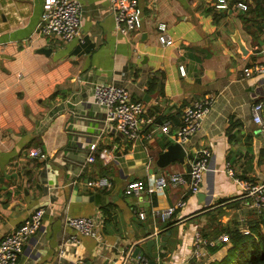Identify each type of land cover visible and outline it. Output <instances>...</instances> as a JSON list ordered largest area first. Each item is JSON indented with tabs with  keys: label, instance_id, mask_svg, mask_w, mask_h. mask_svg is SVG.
Wrapping results in <instances>:
<instances>
[{
	"label": "crops",
	"instance_id": "obj_1",
	"mask_svg": "<svg viewBox=\"0 0 264 264\" xmlns=\"http://www.w3.org/2000/svg\"><path fill=\"white\" fill-rule=\"evenodd\" d=\"M42 1L0 0V239L34 209H44L19 264H121L128 254V264H139L138 255L148 264H190L195 231L217 222L247 227L248 212H258L225 166L264 189V140L251 111L255 102L264 104V75H243L245 67L264 64V25L247 30L241 8L218 9L216 0H137L140 27L123 35L109 0H79L84 41L64 42L37 34ZM161 25L172 45L159 42ZM236 33L248 49L245 56L232 38ZM109 82L125 87L153 118L135 140L106 124L104 109L92 101L93 84ZM203 96L213 103L183 145L184 162L159 167L158 155L174 143L159 125L177 127L184 107ZM31 147H41L45 158L28 157ZM202 147L211 155L197 193L179 185L124 194L129 181L187 172ZM102 151H108L105 159ZM100 177L109 187L86 185ZM179 201L183 206L168 220L174 222L171 235L161 246L159 232L168 222L159 212ZM67 216L94 217L98 236L75 233ZM155 233L149 252L145 241ZM73 234L78 242H65ZM220 235L205 248L204 261L221 259L231 247L218 241Z\"/></svg>",
	"mask_w": 264,
	"mask_h": 264
},
{
	"label": "built area",
	"instance_id": "obj_2",
	"mask_svg": "<svg viewBox=\"0 0 264 264\" xmlns=\"http://www.w3.org/2000/svg\"><path fill=\"white\" fill-rule=\"evenodd\" d=\"M229 2L230 0H216L215 7L218 9H228ZM109 3L116 31L123 35L135 33L140 27V11L137 6V0H109ZM235 5L242 10L246 9V4L244 3L238 2ZM80 25L81 5L79 0L42 1V10L37 26L38 35L43 37L56 36L64 42L77 38L80 42H83L84 39L79 34ZM158 40L165 45L173 44V40L165 33L164 25L160 27ZM255 74L264 75V64L257 63L243 69L244 77ZM92 101L104 109V122L114 126L127 140L137 139L142 127L153 123V118L145 114L144 104L139 100L132 99L125 87L113 82L94 83L92 86ZM212 103L213 97L211 96H203L192 101L184 107L180 117V124L172 129L171 123L164 121L159 125L161 132L170 136L174 142L184 145L199 130L202 120L208 113ZM251 111L253 122L258 126L264 140V104L262 102H255L251 107ZM148 135L150 136V133ZM95 150V144L91 145L87 161H94ZM27 155L36 159L45 158V153L41 147L29 148ZM210 155L209 148L202 147L196 151L189 163L187 172H169L146 182L139 179L129 181L124 188V194L137 196L143 192H157L164 186L176 187L179 185H188L191 193H197L201 188ZM99 156L105 159L108 156V151H102L99 153ZM225 171L242 186L244 196L248 198L247 205L258 213L263 210V185H259L248 178L236 177L229 163L226 164ZM109 184L108 179L105 177H100L86 183L89 188H106L109 187ZM181 206H183V202L179 201L176 207H168L161 210L159 212L160 218L163 221L170 220L174 215L175 209ZM43 214V207L40 206L34 209L18 226L2 236L0 239V264H19V256L23 250V246L41 227ZM138 216L143 218L144 213L139 212ZM65 221L66 225L77 234L90 237L98 236L96 220L92 216H67ZM240 230L244 234L249 233L248 227H242ZM213 241L203 237L200 231H195L192 242V258L197 262L204 261V250L209 245H213ZM218 241L227 242L229 239L227 236L220 235ZM65 242L76 243L78 242L77 236L75 234L69 235ZM63 244L58 250L60 257L63 256L64 252ZM129 258L130 254L125 257L121 264H128ZM137 261L139 264H148V261L142 255L137 256ZM77 264L86 263L83 260H78Z\"/></svg>",
	"mask_w": 264,
	"mask_h": 264
},
{
	"label": "trees",
	"instance_id": "obj_3",
	"mask_svg": "<svg viewBox=\"0 0 264 264\" xmlns=\"http://www.w3.org/2000/svg\"><path fill=\"white\" fill-rule=\"evenodd\" d=\"M238 2L246 4V9L240 14L245 28L247 30H252L253 27L259 28L261 23H264V0H230L229 6ZM153 81L154 79H151L149 84L151 90L154 88ZM248 214L246 224L249 233L247 234L241 232L238 222L228 226L217 222L212 228L209 226L201 228V235L209 240L217 239L219 234L227 236L231 247L219 260L197 262L192 259L190 264H264V209L257 214L254 211H249ZM167 222V230H169L174 222Z\"/></svg>",
	"mask_w": 264,
	"mask_h": 264
},
{
	"label": "water",
	"instance_id": "obj_4",
	"mask_svg": "<svg viewBox=\"0 0 264 264\" xmlns=\"http://www.w3.org/2000/svg\"><path fill=\"white\" fill-rule=\"evenodd\" d=\"M263 25H264V23H263ZM232 38L237 44L238 52L245 56L248 53V49L245 47L244 42L240 39V37L238 36L237 33L234 34L232 36ZM40 51L47 53V52H50V49L42 48V49H40ZM185 155H186V150H185L184 146L178 142H174V143L168 145L167 148L158 155L156 163L159 167H165L168 164H170L172 162H176V161L183 163ZM199 197H201V196L199 195ZM159 234H161L160 245L164 246L166 244V241L168 240L169 236L171 235V231L167 230L164 233L161 231V233L159 232ZM156 235H158V233H155L154 235H150L145 241L146 247H147L149 252H151V248L155 244V236ZM138 253H139L138 249H136L133 253V256L134 257L137 256ZM149 264H156V263H155V261L150 260Z\"/></svg>",
	"mask_w": 264,
	"mask_h": 264
}]
</instances>
